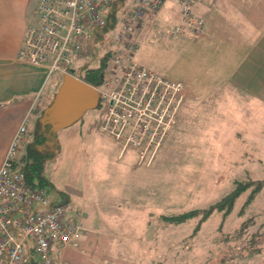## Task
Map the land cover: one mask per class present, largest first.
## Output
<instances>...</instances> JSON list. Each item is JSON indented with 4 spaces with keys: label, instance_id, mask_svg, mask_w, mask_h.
<instances>
[{
    "label": "rangeland",
    "instance_id": "374dc122",
    "mask_svg": "<svg viewBox=\"0 0 264 264\" xmlns=\"http://www.w3.org/2000/svg\"><path fill=\"white\" fill-rule=\"evenodd\" d=\"M40 1L31 3L36 16H40ZM114 6L112 3L101 14L107 18ZM116 15L118 31L122 11ZM164 26L153 23L142 29L147 37L138 53L134 52L137 60L168 80L185 83V88L189 85L196 90L202 84L204 88L196 91L194 98L190 95L192 100L187 105L184 99L176 123L151 163L137 164L136 148L121 154L122 143L100 130L105 117L102 102L88 110L82 120L58 131L55 140L60 146L56 145L57 152L44 164L43 174L49 183L45 182L43 188L56 203L67 197L72 205L70 214L79 209L82 216L86 215L85 230L92 228L96 236L111 238L110 245L98 246L102 253H115L124 247L132 254L165 251L163 264H264V250L256 259L247 255L249 248H264V186L253 197L251 188L244 192L226 217L213 213L203 222L193 217L179 225L161 221L164 215L208 208L229 194L236 182L264 180V82L257 83V77L252 75V56L246 58V53L235 52V46H229L233 56L221 69L235 74V79L227 77L228 82L219 89L213 86V78L220 76V70L208 67L209 61L200 49L192 52L196 45L189 48L196 40L168 35L170 28L164 32ZM116 29L106 35L103 43L96 40L95 52L74 58L72 73L79 76L84 62L96 66L104 50L111 53L118 48ZM135 34L132 38L136 42ZM177 38L187 41L176 48ZM241 60L246 67L242 80L249 82L240 85L234 80L243 74V67L237 70ZM107 77L110 74L106 67L104 78ZM59 79L57 72L45 76L42 95L17 154L19 168L25 165L26 145L32 142L38 113L47 93L51 100L56 92ZM206 88L212 89L207 90L212 94L211 101L196 99ZM253 97L258 102H253ZM258 105L259 115L253 120L252 112ZM75 251L57 248L54 257L59 260Z\"/></svg>",
    "mask_w": 264,
    "mask_h": 264
},
{
    "label": "built area",
    "instance_id": "2783aa9c",
    "mask_svg": "<svg viewBox=\"0 0 264 264\" xmlns=\"http://www.w3.org/2000/svg\"><path fill=\"white\" fill-rule=\"evenodd\" d=\"M167 1L170 0H130V10L118 27V48L108 61L110 77L95 87L105 111L100 130L122 143L121 154L136 148L139 165L151 163L155 151L163 145L177 121L185 93L180 82L168 80L134 60L138 45L133 33L144 18L155 17ZM172 1L180 9V19L167 33L200 36L204 21L193 14L192 7L198 2L215 5V0ZM112 3L113 0H41L40 24L26 27L17 58L46 68V78L53 72L60 78L72 72L74 58L95 52L97 32L106 24L101 12ZM28 121L25 116L0 164V264H32V255L35 264H57L52 248L57 245L60 249H78L87 230L80 222L83 216L79 209L70 214L69 202L56 203L44 188L31 187L18 167L17 154Z\"/></svg>",
    "mask_w": 264,
    "mask_h": 264
},
{
    "label": "crops",
    "instance_id": "0c3cea01",
    "mask_svg": "<svg viewBox=\"0 0 264 264\" xmlns=\"http://www.w3.org/2000/svg\"><path fill=\"white\" fill-rule=\"evenodd\" d=\"M33 1L37 0H0V164L11 138L20 123L31 112L34 105H38L43 85L46 82V68L33 66L17 58L26 27L38 26L40 24V16H36L35 7L31 5ZM229 1L231 2L218 0V4L216 3L215 6L204 2H198L193 5V14L204 21V30L201 37L196 40V43H190L189 48L196 45L192 52L200 49L204 53L203 57L205 60H208L209 63L212 60L210 64H207L208 67L220 70V76L213 78V86L216 87L218 85L219 89L224 87L225 82H228L227 77L230 80L235 79V74L230 75L227 70L221 69L227 66L226 60H229V56H233V49L229 48V46H235V52L242 51L246 53V58L249 55L252 56L253 64H250L249 68L253 70L252 75L254 74L257 77V83H263L264 0ZM118 6L122 11V16H124L130 10V0L128 3L124 1V4ZM224 16L227 17L225 18ZM179 19L180 9L175 2L172 0L165 2L157 12L156 17L154 19L146 18L142 26L135 32L134 37L138 43L137 45H139L137 53L143 44L142 42L147 37L144 36L142 29L154 23L161 28L165 25V32V29L172 28L178 24ZM151 22L152 24H150ZM34 23L38 24L35 25ZM219 23L221 24L219 25ZM146 33L150 34L147 30ZM176 41L175 46L178 48L184 45L187 40L177 38ZM137 53L134 55V60L136 63L141 64L136 58ZM186 63L188 64V62ZM244 63L245 61L241 60V64L237 67V70L242 68ZM143 66L146 67L147 65ZM245 69L246 67L244 66L242 69L243 74L234 80L237 84L241 85L249 82L248 80H242L245 76ZM237 70L236 75L238 74ZM252 79L254 78L252 77ZM182 84L185 85V83ZM202 88H204L203 84L196 90L188 85L185 88L182 104L184 103V99H187V105L194 98V95H198L196 91L199 93ZM207 90L212 89L206 88V91L199 95L201 97H197L196 99L211 101L212 94L207 93ZM190 95L192 98L189 97ZM49 99L50 93H47L44 107L49 104ZM256 99V97H253V102H258ZM259 111L260 106L258 105V108L252 112L253 120L259 115ZM239 115H241L240 112ZM56 145L58 147L60 145L58 143L55 144L57 152ZM86 220V215L80 220L84 227ZM86 230L87 233L79 241V249H76L73 254L62 259H55L57 264H63L64 262L69 264H135L134 261H138V264H163V259H161L157 250L154 254H150L147 251L132 254L124 247H120L119 251L115 253H102L100 251L101 247H99L98 251V246L101 244L104 246L110 245L111 242L109 243L108 241L111 238H102L101 231L99 230L100 235L98 236L92 232V228ZM57 248H59L57 245L52 248L53 256L54 250ZM29 261L35 264L36 258L32 255Z\"/></svg>",
    "mask_w": 264,
    "mask_h": 264
},
{
    "label": "trees",
    "instance_id": "16d2710c",
    "mask_svg": "<svg viewBox=\"0 0 264 264\" xmlns=\"http://www.w3.org/2000/svg\"><path fill=\"white\" fill-rule=\"evenodd\" d=\"M114 10L110 13H108L106 16V24L100 28V31L97 32V41H100L103 43L106 39V35H109L111 32H114L116 27H117V18L116 14L118 11L120 12L121 9H119L118 5L124 4L123 0H113ZM156 17V15H155ZM154 17V18H155ZM110 18L112 21H110ZM119 27V26H118ZM204 30V29H203ZM117 32V29H116ZM202 33L200 36L197 38H193L190 36H187L185 33L181 35H171V36H182L186 37L188 39L192 40H197L201 37ZM23 41V40H22ZM22 45V43H21ZM21 48V47H20ZM20 50V49H19ZM112 53V52H111ZM111 53L109 50H104L102 53L100 63L98 65H91V63L84 62L80 68H79V77L81 80H83L86 83H89L93 86H99L104 79V70L106 67H108V61L111 56ZM141 65V64H140ZM148 68V67H147ZM149 69V68H148ZM185 90V87H184ZM37 105H34V107L31 109V112L27 114L30 123V116L31 113L35 110ZM44 106L41 107L40 113H38V116H40L44 110ZM36 122L34 124V134L32 138V142L27 143L26 145V154L24 155V167H21V169L24 171L27 183L33 187V188H43L44 183H49V181L45 178L43 171H44V164L46 161H48L47 157L53 156L54 153H45L42 150H39L38 148H35L32 146V144L36 143L40 145V142L36 141L37 140V132H36ZM28 128V124H27ZM26 128V132H27ZM25 132V133H26ZM24 133V134H25ZM25 140V138H24ZM23 140V143L25 142ZM22 143V144H23ZM17 164H18V158H17ZM35 182V183H34ZM264 186V180H252L249 181L248 183H243V182H236L234 185L233 190L224 196L222 199L217 201L216 203L212 204L208 208H205L203 210H193V211H187L183 212L181 214H175V215H164L161 217V221H163L166 224H172V225H179L181 223H184L193 217L200 218V222L205 221L208 219L213 213H223V217H226L229 215L236 203V200L244 193L246 192L249 188H251V193L250 197H253L255 194H257L260 190H262ZM251 199V198H250ZM64 202H68L67 197H64ZM247 205V204H246ZM81 240V239H80ZM250 243L251 245L253 244V238H250ZM79 249V248H78ZM76 250V249H75ZM264 248L262 249V246H255V248H249L248 249V256L254 257V259L257 258V256L260 254L261 251H263ZM161 259L165 258V251H160L159 253ZM164 261V260H163ZM163 263V262H162Z\"/></svg>",
    "mask_w": 264,
    "mask_h": 264
},
{
    "label": "water",
    "instance_id": "95a60500",
    "mask_svg": "<svg viewBox=\"0 0 264 264\" xmlns=\"http://www.w3.org/2000/svg\"><path fill=\"white\" fill-rule=\"evenodd\" d=\"M98 105L99 92L95 87L73 76L72 72L64 74L49 104L36 120V132L45 131L48 126L52 137H55L59 130L82 120L88 110ZM54 137L45 145H36L37 148L44 150L46 145L54 146L56 142Z\"/></svg>",
    "mask_w": 264,
    "mask_h": 264
},
{
    "label": "flooded vegetation",
    "instance_id": "af4514ba",
    "mask_svg": "<svg viewBox=\"0 0 264 264\" xmlns=\"http://www.w3.org/2000/svg\"><path fill=\"white\" fill-rule=\"evenodd\" d=\"M39 131L37 132V140L36 141L40 142V145H45L46 142L49 143L50 141H52L54 136L52 137V134L49 132L48 126H46L45 131H41V130H39ZM56 136L54 137V139L56 138ZM36 145H39V144H36V143L32 144L33 147L37 148ZM42 151L45 152V153H47V152L48 153H55L56 152V148H55V145L52 146V147H48L46 145L45 149L42 150ZM47 158H48V160H51V157H47Z\"/></svg>",
    "mask_w": 264,
    "mask_h": 264
}]
</instances>
